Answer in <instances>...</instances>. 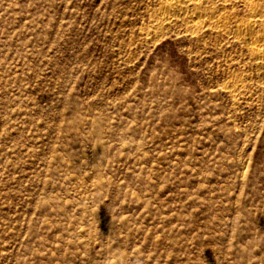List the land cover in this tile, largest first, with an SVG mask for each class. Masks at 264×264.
Wrapping results in <instances>:
<instances>
[{
  "label": "rangeland",
  "instance_id": "obj_1",
  "mask_svg": "<svg viewBox=\"0 0 264 264\" xmlns=\"http://www.w3.org/2000/svg\"><path fill=\"white\" fill-rule=\"evenodd\" d=\"M171 1L0 0V264H264V0Z\"/></svg>",
  "mask_w": 264,
  "mask_h": 264
},
{
  "label": "bare ground",
  "instance_id": "obj_2",
  "mask_svg": "<svg viewBox=\"0 0 264 264\" xmlns=\"http://www.w3.org/2000/svg\"><path fill=\"white\" fill-rule=\"evenodd\" d=\"M174 1V3H173V8H174V11H175V13L176 14H180L181 13V10H182V8L183 7H186L190 2H191V0H173ZM173 1H171V2H173ZM172 9V8H171ZM170 14V13H169ZM168 17H170V16H168ZM243 26V25H242ZM251 28H249V27H245L244 26V28L242 29H240L239 28V31H242L245 35H247V33H248V31L250 30ZM238 32V31H237ZM241 33V32H240ZM259 47H258V45L255 43V42H251L250 43V45H249V49H250V51H251V53L253 54H258L259 53V50L260 49H258ZM249 51V52H250ZM261 51V50H260ZM253 54V55H254Z\"/></svg>",
  "mask_w": 264,
  "mask_h": 264
}]
</instances>
